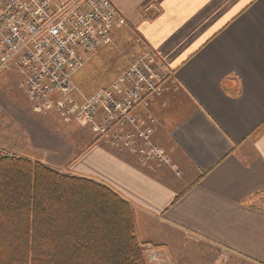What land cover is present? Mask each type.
I'll list each match as a JSON object with an SVG mask.
<instances>
[{
	"label": "crops",
	"instance_id": "obj_1",
	"mask_svg": "<svg viewBox=\"0 0 264 264\" xmlns=\"http://www.w3.org/2000/svg\"><path fill=\"white\" fill-rule=\"evenodd\" d=\"M109 1L173 72L172 90L135 112L141 126L154 116L152 140L167 162L96 137L65 156L69 173L127 200L138 230L170 258L178 249L185 262L264 264V0ZM19 123L28 151L60 171L56 138Z\"/></svg>",
	"mask_w": 264,
	"mask_h": 264
},
{
	"label": "built area",
	"instance_id": "obj_2",
	"mask_svg": "<svg viewBox=\"0 0 264 264\" xmlns=\"http://www.w3.org/2000/svg\"><path fill=\"white\" fill-rule=\"evenodd\" d=\"M123 24L109 0H0V73H19L35 114L84 121L143 160L167 162L152 142L155 119L149 116L151 125L143 128L135 114L175 83L150 49L97 96H84L74 82L89 56ZM11 158L18 155L0 145V160Z\"/></svg>",
	"mask_w": 264,
	"mask_h": 264
},
{
	"label": "trees",
	"instance_id": "obj_3",
	"mask_svg": "<svg viewBox=\"0 0 264 264\" xmlns=\"http://www.w3.org/2000/svg\"><path fill=\"white\" fill-rule=\"evenodd\" d=\"M134 211L93 179L0 161V264H147Z\"/></svg>",
	"mask_w": 264,
	"mask_h": 264
},
{
	"label": "rangeland",
	"instance_id": "obj_4",
	"mask_svg": "<svg viewBox=\"0 0 264 264\" xmlns=\"http://www.w3.org/2000/svg\"><path fill=\"white\" fill-rule=\"evenodd\" d=\"M122 26L123 28L118 25L115 26L110 40L105 42L98 51L90 55L84 66L75 74L74 82L84 96L94 97L100 94L122 74L123 71L144 54L145 48L148 49L133 27L125 24ZM167 69L166 71L162 70V72L164 74L168 73ZM170 72L173 75L171 70ZM172 75L171 81L174 79V75L173 79ZM22 82V78H20L19 73L16 71H3L0 73V145L12 149L16 155H18V158L29 159L32 163L43 164L45 162L40 161L43 160V158L36 151H28L27 135L24 128L19 123V118L26 117L34 122V124L30 123L32 124L30 129H39L43 133L47 132L56 138L55 141L58 142V144H61L62 150H64L66 154L65 152H56L53 156L54 159L51 160L56 164H62L58 172L71 174L69 173L71 165L66 166L64 164L65 156L67 157V154H69L71 150H74V157L79 156L82 152L91 148L96 141V137H103L100 136L98 131L94 130L93 125L84 121H77L75 119L68 120L55 112L35 114L31 109ZM145 109H148V107ZM149 116L154 118L153 115L147 114L146 119H149ZM147 126L148 125L143 126V128ZM130 131V129L126 130V132ZM154 132L155 131H153V133ZM152 142L153 145L158 147L163 153L160 145H157L153 140ZM137 146L141 147L138 144ZM116 147L127 149L121 145ZM135 155L138 156L137 154ZM138 157L140 158V156ZM4 160L6 159L0 161ZM145 161L153 162L154 159H146ZM44 165H46V163H44ZM50 168L55 169L54 167ZM134 215L137 241L141 249L144 250L143 252L147 257V264L209 263L204 257L190 259L193 254L189 257V262H185V257L182 256L180 252H177L178 249L174 251L175 257L170 258V256L167 255L166 247L161 244V242L153 243L146 240L141 229L138 230V217L136 211H134ZM149 245L154 247V252L151 253L149 251ZM153 254H155L156 258Z\"/></svg>",
	"mask_w": 264,
	"mask_h": 264
}]
</instances>
